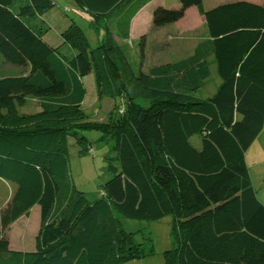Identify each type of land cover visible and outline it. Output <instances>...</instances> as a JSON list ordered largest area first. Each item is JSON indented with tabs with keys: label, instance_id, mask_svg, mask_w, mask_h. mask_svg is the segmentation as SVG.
Masks as SVG:
<instances>
[{
	"label": "trees",
	"instance_id": "1",
	"mask_svg": "<svg viewBox=\"0 0 264 264\" xmlns=\"http://www.w3.org/2000/svg\"><path fill=\"white\" fill-rule=\"evenodd\" d=\"M67 1L104 32L94 48L73 21L59 29L60 43L48 41L52 0H0V60L18 71L0 77V180L13 186L0 207V264H122L151 254L118 216L172 218L165 264H264V205L245 162L264 128V5ZM146 5L154 28L195 8L206 39L183 59L133 70L115 40L129 39ZM208 58L220 83L200 99L194 93L209 76ZM89 75L100 98H118L106 122L89 121L81 108ZM28 99L38 107L31 114L18 109ZM82 130L109 139L117 161L114 167L109 159L113 175L93 201L69 177V139L78 156L92 150ZM34 206V249L11 250L10 225Z\"/></svg>",
	"mask_w": 264,
	"mask_h": 264
},
{
	"label": "rangeland",
	"instance_id": "2",
	"mask_svg": "<svg viewBox=\"0 0 264 264\" xmlns=\"http://www.w3.org/2000/svg\"><path fill=\"white\" fill-rule=\"evenodd\" d=\"M52 1L55 5L51 11L59 15V18L56 24H49L50 31L46 37L50 43L56 45L57 42L60 43L59 29L64 25L66 26L67 22L70 21H73L82 30L91 48L100 43L104 32L101 29H93L83 15L72 11L73 5L71 2L67 0ZM219 1L232 0H202L203 8L205 10L211 9L219 4ZM156 5L163 6L166 9H177L179 7L178 0H158ZM65 6L69 7L70 11L64 12ZM151 7L152 5L147 7L142 14L143 17H140L131 26L128 40H115V43L124 50L126 59L133 70L139 69L140 65L143 70H146L153 65L183 59L191 53L190 51L196 41L206 37L204 20L200 14L188 13L177 24L154 28L151 24ZM210 61H212V58L207 60L209 76L194 93L200 99L212 97L220 83L213 67L214 64H210ZM6 66L9 65L5 64L4 69L7 68ZM82 83L86 93L85 101L81 105L83 112L91 122H106L114 109V105L118 104V98L108 96L100 98L94 90V82L91 77H84ZM18 109L22 113L31 114L36 111L37 106L33 99H28L27 103ZM80 134L86 138L92 150L84 156H78L79 148L74 140L69 139V177L75 189L83 193L89 201H93L99 198L105 182L113 175L112 171L108 169L109 159H111L110 162L114 167H117V161L114 159V152L111 151V141L109 139L101 140V133L95 130H82ZM191 143L199 147V137H192ZM256 144L264 149V128ZM258 146L254 145L253 148L259 149ZM250 154L249 152L247 160H250ZM11 192H13V186L0 180V199ZM118 219L122 230L131 233L135 243L142 244L147 250L152 251L151 254L143 259L135 260L132 264H165L164 252L172 250L174 247V240L170 231L172 224L170 216L156 221L136 220L120 216H118ZM30 220L28 228L31 229V233L17 232L15 237L11 239L12 244L19 245L17 250L32 251L34 249V239L32 238L37 233L33 234V232L35 230L38 232L40 227L38 207L33 209Z\"/></svg>",
	"mask_w": 264,
	"mask_h": 264
},
{
	"label": "crops",
	"instance_id": "3",
	"mask_svg": "<svg viewBox=\"0 0 264 264\" xmlns=\"http://www.w3.org/2000/svg\"><path fill=\"white\" fill-rule=\"evenodd\" d=\"M236 1H238V0H236ZM242 1H246V2H249V3L257 4V5H264V0H242ZM227 2H234V1L233 0L232 1H219L218 3L219 4H224V3H227ZM219 4H217V5H219ZM148 6L149 5H146L141 10L138 11V13L135 15V17L131 21L130 28H131V26L134 23H136V20H139L140 17H143L142 14H143L144 11H146L145 9H147ZM188 13H198V12H197V10L195 8H190V9H188L186 11L184 18L188 15ZM46 18L48 20L52 21V24H54L55 22H57L56 19L58 20L59 15H57L55 13H52V11H51L46 16ZM45 39L47 40L46 37H45ZM205 39L206 38L201 39V40H205ZM201 40H198V41L195 42V44L193 45L191 51L194 49L196 44L198 42H200ZM57 44H58V42H57ZM0 63H2L1 60H0ZM210 64L213 65L214 64L213 61H210ZM4 65H5L4 63L0 64V77H4V76H7V75H17L18 74L17 69H15L14 67L9 65V66H6L7 67L6 69H4L5 68ZM213 67L215 69V65H213ZM3 69H4V71H3ZM87 77H91V79H93L92 75H89ZM92 87H93V85H92ZM94 90H95V88H94ZM85 97H86V93H85ZM84 101H85V98H84L83 102ZM83 102H82V104H83ZM35 103H36V101H35ZM36 106H37V104H36ZM37 109H38V107H37ZM260 135L257 137V139L253 142V144L250 146V148L246 152V154H245V162H246V165L248 167V173H249L251 185H252V187H253V189L255 191V195H256L258 201L262 205H264V149H261L258 146V144H256L258 139H259V137H260ZM254 145H257L259 147V149L253 148ZM249 152L251 153L250 154V160H247ZM11 194H12V192L10 194L6 195L4 198L0 199V207L4 206L7 203V201L10 199ZM36 207H38V206L32 207L28 215L21 216L13 224L10 225V228H9V231H8V237H9V248L11 250L24 251V250H17V248H19V245L18 244H15V245L12 244L11 243V239L13 237H15V233L17 234V232H23V233H26V234H30L31 233V229L28 228V226L30 225V221H31L30 220L31 213H32L33 209H35ZM38 209H39V207H38ZM39 224H40V210H39ZM35 233H37L36 230L33 232V234H35ZM35 236H36V234L33 236L32 239H35ZM26 252H29V251H26ZM134 261H131V262L127 263V264H132V263H134Z\"/></svg>",
	"mask_w": 264,
	"mask_h": 264
}]
</instances>
